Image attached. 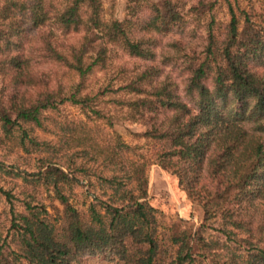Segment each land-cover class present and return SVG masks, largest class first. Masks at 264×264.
<instances>
[{
	"label": "trees",
	"instance_id": "1",
	"mask_svg": "<svg viewBox=\"0 0 264 264\" xmlns=\"http://www.w3.org/2000/svg\"><path fill=\"white\" fill-rule=\"evenodd\" d=\"M45 3L0 0V61L14 72L16 83L9 94L0 90L1 131L10 135L22 122L40 126L43 111L65 102L91 108L92 98L81 93L85 78L94 67H106L111 46H120L143 63L115 89L130 98L115 101L127 108L130 120L144 126L137 134L162 145L155 162L177 177L201 211V223L195 226L179 217L162 222L146 200L144 164L133 163L130 170L136 193L115 176V203L103 202L102 211L91 204L88 217L62 191L68 174L49 166L39 174L53 186L57 217L50 220L41 206L25 202V211L13 213L11 222L19 251L10 258L0 246V264L20 259L27 264H87L90 256L126 264H193L211 251L203 232L218 215L229 225L220 230L228 239L238 247L249 245L246 254L234 251L220 264H264V25L258 27L248 17L240 25L229 4L223 36L218 38L211 21L202 43L195 40L197 26L216 0H193L187 9L174 0H158L146 17L137 18V32L126 18L106 23L99 0H65L52 17ZM81 24L80 46H70L68 53L52 46L50 37ZM42 25L48 27L44 39L50 54L78 73L79 82L68 94L59 87L29 99L32 83L22 37ZM158 57L175 59L171 65L181 67L179 82L154 63ZM0 192L12 197L2 188Z\"/></svg>",
	"mask_w": 264,
	"mask_h": 264
},
{
	"label": "rangeland",
	"instance_id": "2",
	"mask_svg": "<svg viewBox=\"0 0 264 264\" xmlns=\"http://www.w3.org/2000/svg\"><path fill=\"white\" fill-rule=\"evenodd\" d=\"M45 1V8L50 10L49 16L52 17L56 8H62L65 0ZM99 1L101 16L106 23L109 24L115 17L126 18L130 28L137 32L141 29L138 19L146 17L151 12L152 3L158 0ZM174 1L187 9L193 0ZM229 4L234 8L240 25L246 17L258 27L264 25V0H216L212 13L200 19L195 40L204 43L202 40L211 21L214 33L219 39L223 36L230 19ZM83 30L84 24H81L76 30L73 28L69 32L49 36L52 46L68 53L70 46H80ZM47 31L48 27L42 25L39 30H29L22 37V54L28 59V74L32 83L27 90L29 99H33L40 90L53 91L59 87L68 94L72 86L79 82L78 73L50 54L44 39ZM57 35L59 38L55 39ZM167 39L166 36L160 42ZM174 61L158 57L154 63L162 66L173 80L179 82L181 67L172 66ZM142 63L120 46H111L106 67H94L87 74L81 91L92 98L91 108L98 113L91 108L65 102L43 111L40 126L22 122L21 127L14 129L10 135H5L0 128V188L12 196L7 199L0 192V246L10 258L14 257L13 252L19 251L17 233L11 228L13 213H23L25 202L41 206L42 215L50 220L57 217L59 204L53 186L39 174L49 166L59 167L68 174V180L60 184L62 191L88 217L91 204L102 211L103 202L115 203V176L136 193L137 185L130 177V170L133 163L144 164L148 180L146 200L157 209L162 222L168 224L179 217L195 226L201 223V211L179 186L177 177L155 162L162 145L137 134L144 126L130 120L127 108H121L115 101L130 98L125 91L115 92V89L134 76ZM13 74L0 61V90L4 93L9 94L15 89ZM221 217L218 215L207 222L203 235L206 247L211 251L193 264H220L234 251L246 254L247 243L243 242L238 247L220 231L229 226ZM15 264L27 263L20 259ZM87 264L126 263L103 256H90Z\"/></svg>",
	"mask_w": 264,
	"mask_h": 264
}]
</instances>
